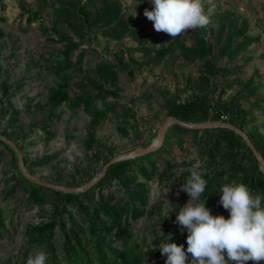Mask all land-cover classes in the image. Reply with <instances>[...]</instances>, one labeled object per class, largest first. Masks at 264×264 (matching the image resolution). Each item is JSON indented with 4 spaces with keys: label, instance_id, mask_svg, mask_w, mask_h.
Instances as JSON below:
<instances>
[{
    "label": "rangeland",
    "instance_id": "obj_1",
    "mask_svg": "<svg viewBox=\"0 0 264 264\" xmlns=\"http://www.w3.org/2000/svg\"><path fill=\"white\" fill-rule=\"evenodd\" d=\"M68 1V0H66ZM83 4L85 0H73ZM122 7L121 17L129 30H136V36L116 39L112 32L97 30L94 36H85L81 49L87 55L83 65L75 66L67 72L70 80L68 89L71 96L79 92V83L84 79L94 86L104 84L116 91L117 98L108 97L107 103H116V113L109 117L97 129L96 137L102 141V153L111 151L113 156L124 155L138 149L151 148L158 144V134L167 121L166 106L174 96L184 98L190 96L198 87L201 66L197 62L187 63L181 53L166 57L159 64H153L137 72L133 78L121 68L117 54L122 52L127 60L132 56L137 61H145L153 55L152 50L167 46L178 40L177 45L193 44V31L172 39L163 32H156L153 24L144 16V10L152 9L149 0H116ZM98 5V4H97ZM203 7L210 17L209 27H217L215 22L219 15L232 13L249 25L248 36L258 41L243 51L237 59L228 61L221 59L219 66L229 71L225 76L217 77L215 82L224 89V98L235 95L240 89L239 81L247 82L253 78L258 84L256 96L241 101L244 109L250 112L248 129L253 124L264 123L261 98L264 96V0H203ZM42 11L43 18L29 22L30 13ZM52 0H0V29L4 36L0 38V109L17 111L16 127H10L7 118L0 116V136L10 140L28 163L43 156H50V163L43 167H34L30 173L36 180L62 188L77 189L84 186L88 175L98 177L103 170L102 161H97L93 151H87L85 140L90 117L83 107L71 110L62 105L58 117L50 123L51 136L41 128L30 130V126L39 122L43 116V107L51 87L61 81L55 74V65L60 61L63 44L51 32L55 17ZM57 28L64 33L79 39L59 22ZM209 41L212 37L207 35ZM101 62L114 66V74H105L99 67ZM191 78L190 89L186 92V80ZM10 87L7 96H3L2 85ZM217 97V95L215 96ZM106 102L98 100L96 107L103 109ZM262 105V106H261ZM11 107V108H10ZM172 126V125H171ZM169 126L168 129L171 127ZM121 129L126 131L124 134ZM167 129V130H168ZM7 131L3 135V131ZM264 135V129L261 128ZM19 134H24L20 137ZM182 143L173 142L169 150L159 159L162 170L166 161L174 163L173 177L159 181L156 177L148 183L150 188L147 214L132 224L134 238L144 243L145 251L154 248V241H168L171 234L176 244L186 242L187 230L178 224L176 216L179 208L184 206L188 198L181 190L179 177L199 166L201 172L208 171L206 156L201 150L198 139L192 134L182 137ZM10 147V146H9ZM18 154L11 148L0 149V211L5 224L3 237L0 238V264H23L28 247V232L32 227L51 221L56 212L52 202L41 205L28 204L27 194L21 188L14 195L6 196L16 181ZM93 178V179H94ZM92 179V180H93ZM83 184V185H82ZM168 191V192H167ZM108 191L106 190L105 193ZM117 196L122 191L117 186L109 189ZM167 192V193H166ZM166 193V194H165ZM165 194V195H164ZM75 215V222L81 224L80 217ZM169 214V215H168ZM166 215H168L166 217ZM65 220L69 225L68 215ZM62 231L56 228V237L52 240L55 247L60 246ZM159 244V246H160ZM187 244V242H186ZM37 251H44L35 246L29 256ZM144 264L160 263L154 254L145 259ZM251 264V262H248ZM264 264V262H262Z\"/></svg>",
    "mask_w": 264,
    "mask_h": 264
},
{
    "label": "trees",
    "instance_id": "obj_2",
    "mask_svg": "<svg viewBox=\"0 0 264 264\" xmlns=\"http://www.w3.org/2000/svg\"><path fill=\"white\" fill-rule=\"evenodd\" d=\"M98 4V5H97ZM55 23L50 30L63 44L60 51L61 59L55 65V74L61 81L49 90L46 103L43 107V116L39 122L30 126V130L41 128L46 135L51 136L50 123L58 117L57 111L62 105H68L71 110L84 108L90 117L87 127L85 148L93 151L97 161H102L104 167L113 156L111 151L102 153L103 143L96 137L97 129L109 117L116 113L118 105L107 103L108 97L117 98L118 94L104 84L91 86L84 79L79 83V92L71 96L68 89L70 80L67 72L76 65L82 66L87 55L86 49H81L74 60V54L85 45V36H95L97 30L112 32L116 39H123L129 35L136 36V30H129L121 17L122 7L116 0H85L83 4L73 0H52ZM43 10L30 13L29 22L43 18ZM3 19L0 18V21ZM62 22L68 30L79 40L76 41L68 33L61 32L57 25ZM217 27L206 26L193 31V44L186 46L178 40L171 41L167 46L152 50L153 55L145 61H137L132 56L126 60L117 54L121 68L133 78L143 68L159 64L168 56L181 53L187 63L197 62L201 66L198 87L190 96L181 98L174 96L166 106L168 117H173L186 124L204 122L228 123L243 131L249 138L256 151L264 160V135L262 126L253 124L248 129L249 111L243 108L241 101L258 94V84L251 78L247 82L239 81L240 89L235 95L224 98L226 92L215 82L217 77L225 76L227 68L219 66L221 59L233 61L258 39L248 36L247 21L240 20L232 13L219 15L215 21ZM212 37L209 41L207 35ZM4 33L0 29V38ZM99 67L105 74H114V66L101 62ZM191 78L186 80L184 92L190 89ZM3 96H7L10 87L2 85ZM217 95V97H215ZM106 102L103 109L96 107V102ZM1 103V99H0ZM264 115V96L261 98ZM11 108V107H10ZM17 111L14 109H0V116L7 118L9 126L15 128L18 122ZM226 116V120L222 117ZM121 131L126 134L124 129ZM7 131H3L6 135ZM192 134L198 139L202 152L206 156L208 171L202 172L207 181L205 192L206 207L213 215H223L228 218L229 213L219 204L220 189L224 184L235 182L245 183L253 194L264 196V174L261 165L244 138L229 128L213 127L205 129H190L173 124L165 133L160 147L148 154L133 159L122 160L108 167L105 175L92 188L80 193L63 192L51 187L39 185L25 178L19 171L18 181L14 183L6 196L14 195L19 188L27 194L26 202L41 205L52 202L55 216L50 222L32 227L28 232V247L25 251L23 264H27L30 251L35 246H41L48 254V264H144L145 259L152 254L160 263H165L166 257L159 251L160 241H154V248L145 251L144 243L134 238L133 222L144 217L150 205L148 183L156 177L159 181L173 177L174 163L166 161L162 170L159 169V159L165 155L173 142L181 144L182 137ZM24 137V134H19ZM11 150L6 143L0 140V149ZM50 163V156H43L38 160L24 165L31 173L34 167H43ZM190 176V172L182 173L179 177L183 184ZM94 177L88 175L83 184L89 183ZM82 184V185H83ZM117 186L122 191L121 196L109 192ZM108 191L105 193V191ZM184 196L189 199L186 192ZM72 208L80 217L81 224L75 222V215L69 211ZM65 215H68L70 224H67ZM0 211V238L3 237L5 224ZM63 233L62 242L58 247L52 243L56 237V228ZM169 242V241H166ZM171 242H173L171 240ZM187 249L186 242L178 243Z\"/></svg>",
    "mask_w": 264,
    "mask_h": 264
},
{
    "label": "clouds",
    "instance_id": "obj_3",
    "mask_svg": "<svg viewBox=\"0 0 264 264\" xmlns=\"http://www.w3.org/2000/svg\"><path fill=\"white\" fill-rule=\"evenodd\" d=\"M149 2L152 9H145L144 16L152 22L156 32H163L172 39L210 23L203 0ZM206 186L199 166L191 168L190 176L181 185L189 199L176 216L178 224L187 230V249L171 242L172 236L168 234L169 242L159 246L161 255L166 257L165 264H262L264 196L254 195L242 182L224 184L219 204L229 213L225 218L213 215L206 207L205 198L201 200ZM27 264H48V254L37 251L28 257Z\"/></svg>",
    "mask_w": 264,
    "mask_h": 264
},
{
    "label": "water",
    "instance_id": "obj_4",
    "mask_svg": "<svg viewBox=\"0 0 264 264\" xmlns=\"http://www.w3.org/2000/svg\"><path fill=\"white\" fill-rule=\"evenodd\" d=\"M173 124H178L182 127L185 128H190V129H205V128H213V127H225V128H229L231 130H234L235 132H237L238 134H240L244 140L246 141V143L248 144V146L250 147V149L252 150V152L254 153L256 159L259 161L260 165H261V170L264 174V160L262 159V157L260 156V154L256 151L255 147L252 145V143L250 142L249 138L247 137V135L241 131L239 128H236L235 126L228 124V123H223V122H204V123H199V124H186L184 122H181L173 117H168L167 121L163 124V126L161 127L159 134H158V144L151 147V148H147V149H138L134 152H130V153H126L124 155H119V156H115L113 157L103 168L102 172L100 173V175L96 178H94L93 180H91L89 183L85 184L83 187L81 188H77V189H68V188H62L56 185H50L47 183H43L41 181L36 180L35 178H33L25 169L24 165H23V160H22V156L19 152V149L8 139H6L3 136H0V140L3 141L4 143H6L8 146H10L11 148H13L17 154H18V168L19 171L21 172V174L27 178L28 180H30L31 182L37 183L39 185H43V186H47V187H51L63 192H68V193H80V192H84L90 188H92L93 186H95L98 181L105 175L106 170L108 169V167L116 162L122 161V160H127V159H133L135 157H138L140 155H144V154H148L151 153L155 150H157L160 145L162 144L163 140H164V135L168 129L169 126L173 125Z\"/></svg>",
    "mask_w": 264,
    "mask_h": 264
},
{
    "label": "built area",
    "instance_id": "obj_5",
    "mask_svg": "<svg viewBox=\"0 0 264 264\" xmlns=\"http://www.w3.org/2000/svg\"><path fill=\"white\" fill-rule=\"evenodd\" d=\"M222 118H223L224 120H226L227 117H226V116H223Z\"/></svg>",
    "mask_w": 264,
    "mask_h": 264
}]
</instances>
